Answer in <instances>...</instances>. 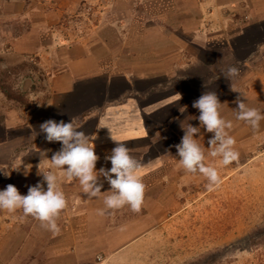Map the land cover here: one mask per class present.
<instances>
[{
  "label": "crops",
  "instance_id": "0c3cea01",
  "mask_svg": "<svg viewBox=\"0 0 264 264\" xmlns=\"http://www.w3.org/2000/svg\"><path fill=\"white\" fill-rule=\"evenodd\" d=\"M138 1L0 0V190L12 184L26 195L38 182L46 189L38 169L54 172L67 199L56 220L58 234L66 246L77 247V257L82 244L96 250L102 244L107 252L123 230L148 227L146 212L173 211L178 196L206 179L187 173L174 147L184 135L181 125L200 127L195 138L210 165L214 134L200 126V112L192 106L204 92H217L221 117L232 122L227 131L235 149L264 148V120L251 128L236 118L234 103L240 96L264 115V0ZM83 7L91 10L90 27L76 36L65 21L84 15ZM229 65L240 70L231 81L221 71ZM31 81L41 87L23 100L3 88L26 90ZM49 119L74 120L95 147L97 171L111 168L105 156L115 141L127 146L145 185L139 212L127 205L106 209L110 185L103 177L102 193L89 198L77 179L68 181L51 166L62 145L39 133ZM43 228L22 210H0V264L26 259ZM100 228L117 230V236L105 233L101 240ZM45 245L50 249L52 243ZM76 255L71 252V260Z\"/></svg>",
  "mask_w": 264,
  "mask_h": 264
},
{
  "label": "rangeland",
  "instance_id": "374dc122",
  "mask_svg": "<svg viewBox=\"0 0 264 264\" xmlns=\"http://www.w3.org/2000/svg\"><path fill=\"white\" fill-rule=\"evenodd\" d=\"M90 12L83 7L84 15L65 21L76 36L90 27ZM31 82L26 90V86L3 88L23 100L29 90L35 93L41 87L38 81ZM235 150L238 159L227 166L220 165L218 157L211 158L210 165L217 167L220 176L217 185L210 189L203 179L177 197L173 211L146 212L148 227L123 230L120 242L107 247V252L102 244L97 250L82 244L77 257V247L62 243L63 235L43 228L33 238L36 244L27 248L26 259L21 257L16 264H264V148ZM100 229L101 240L105 233L117 236V230ZM47 241L52 243L50 249ZM48 249L50 255L45 256Z\"/></svg>",
  "mask_w": 264,
  "mask_h": 264
},
{
  "label": "clouds",
  "instance_id": "9594fccd",
  "mask_svg": "<svg viewBox=\"0 0 264 264\" xmlns=\"http://www.w3.org/2000/svg\"><path fill=\"white\" fill-rule=\"evenodd\" d=\"M225 79L231 81L240 74L239 68L227 66L221 69ZM233 91H236L232 89ZM239 92V91H238ZM181 99V95L178 93ZM242 96H244L241 93ZM238 105L236 118L246 122L251 128L258 129L264 115L256 108H250L238 96L234 101ZM192 106L199 110L198 119L200 126L207 132L213 133L209 139L211 157H218L219 164L227 166L238 159V152L235 150V140L229 135L227 129L232 128V122L221 117V102L217 92H204L196 99ZM184 135L179 144L174 145L179 157V165L187 172L201 174L208 180V187L211 189L220 181L216 166L206 163L204 149L197 142L195 136L200 133V127L188 124L181 125ZM39 133L45 134L48 142H60L61 148L56 151L50 161L54 168L62 169L68 181L77 179L82 187L83 193L89 198L99 197L102 193L103 184L99 178L103 177L110 185L108 194L104 196V205L108 210H116L129 206L133 212H139L144 200L145 185L139 176L140 164L129 153V149L118 141L111 150L110 155L105 159L110 161L111 168H100L96 170V163L99 160L95 153V147L88 142V137L79 131L71 119L70 122L49 119L39 125ZM37 133V135L39 134ZM37 175L43 177V182L29 186L26 195L20 194L18 189L9 184L4 190H0V210L15 213L22 210L24 216H32L39 220L46 229L53 233L59 232L57 218L61 211L67 206V199L64 192L58 187V177L52 171L40 172ZM104 193V192H103ZM100 215H105L104 210H99Z\"/></svg>",
  "mask_w": 264,
  "mask_h": 264
},
{
  "label": "built area",
  "instance_id": "2783aa9c",
  "mask_svg": "<svg viewBox=\"0 0 264 264\" xmlns=\"http://www.w3.org/2000/svg\"><path fill=\"white\" fill-rule=\"evenodd\" d=\"M140 2H146V1H148V0H139Z\"/></svg>",
  "mask_w": 264,
  "mask_h": 264
}]
</instances>
